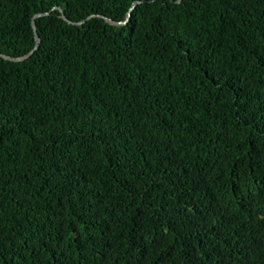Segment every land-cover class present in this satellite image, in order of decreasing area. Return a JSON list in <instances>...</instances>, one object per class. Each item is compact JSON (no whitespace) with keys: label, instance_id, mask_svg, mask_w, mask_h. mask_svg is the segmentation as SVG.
<instances>
[{"label":"trees","instance_id":"obj_1","mask_svg":"<svg viewBox=\"0 0 264 264\" xmlns=\"http://www.w3.org/2000/svg\"><path fill=\"white\" fill-rule=\"evenodd\" d=\"M37 13L0 55V264H264V0H0L2 54Z\"/></svg>","mask_w":264,"mask_h":264},{"label":"water","instance_id":"obj_2","mask_svg":"<svg viewBox=\"0 0 264 264\" xmlns=\"http://www.w3.org/2000/svg\"><path fill=\"white\" fill-rule=\"evenodd\" d=\"M178 1H180V0H178ZM135 4H136V2H134V3L131 5L129 11L127 12V16H126L125 20H123V21H121V22H118V23H126V22H127L128 18H129V16H130V14H131V10L134 8ZM57 8H59V10H60V12H61V16H62V18L65 19L67 22H69V23H76V24H79V23L82 22V21L73 22V21L69 20V19L65 16L64 12L62 11V9H61L60 7H57ZM42 14H44V13H37V14H35V15L33 16V18H32V26H33V31H34L35 45H34V47H33V48H32L27 54H25L24 56H20V57H8V56H6V55H4V54H2V53L0 52V55L3 56V57H5V58H10V59H14V60H20V59H23V58L29 56V55H30V54H31V53L37 48V46H38V44H39V41H40V37H39V35L37 34V31H36V28H35L34 19H35V17L40 16V15H42ZM90 16H91V15H90ZM90 16H89V17H90ZM107 20L110 21V22H113V23H117V22H115V21H113V20H111V19H109V18H107Z\"/></svg>","mask_w":264,"mask_h":264}]
</instances>
